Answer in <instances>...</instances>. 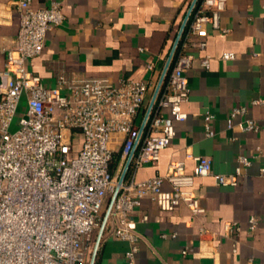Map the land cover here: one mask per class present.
<instances>
[{"label": "built area", "instance_id": "2783aa9c", "mask_svg": "<svg viewBox=\"0 0 264 264\" xmlns=\"http://www.w3.org/2000/svg\"><path fill=\"white\" fill-rule=\"evenodd\" d=\"M33 1L16 0L19 31L2 43L6 62L0 73V264H90L105 211L116 191L102 239L110 235L125 241L124 264H138L143 235L133 212L144 198L163 210L185 204L196 217L205 213L194 191L197 177L212 175L219 186H237L243 166L251 165L246 156H239L233 172L215 173L211 157L199 155L193 157L192 172L186 171L181 160L172 161L164 175L144 180L130 175L157 161L176 135L175 121L188 118L183 109L191 94L188 71L198 58L189 47L196 43L205 50L209 27L229 31L221 26L227 0L196 2L187 36L180 39V49L172 57L148 115L160 77L122 78L115 83L104 76L62 73L57 86L44 85L29 61L42 53L48 32L64 22L65 14L60 1L44 8H35ZM235 56L231 51L222 54L223 59ZM199 59L204 68H210L211 55ZM253 103L264 105V98H255ZM23 105L24 115L12 131ZM246 111L243 105L234 107L229 127ZM213 117L210 112L204 114L209 136L215 134L210 125ZM238 125L242 131H258L264 122L247 119ZM165 182L170 188L164 187ZM257 224V217L251 216L252 232ZM227 225L230 231L240 230L236 223Z\"/></svg>", "mask_w": 264, "mask_h": 264}, {"label": "crops", "instance_id": "0c3cea01", "mask_svg": "<svg viewBox=\"0 0 264 264\" xmlns=\"http://www.w3.org/2000/svg\"><path fill=\"white\" fill-rule=\"evenodd\" d=\"M53 1L34 0L33 6L44 8ZM57 1L65 20L48 32L42 53L29 61L48 87L57 86L62 73L104 76L115 83L160 77L193 0ZM221 26L229 31L209 27L205 50L196 43L189 47L198 58L188 71L191 94L183 104L188 118L175 121L176 135L157 161L130 175L135 180L164 175L172 161L181 160L192 172L193 157L199 155L211 157L215 173L233 172L239 156H246L251 165L243 166L237 186H219L212 175L197 177L194 191L205 213L196 217L185 204L163 210L144 198L133 212L143 235L138 264H264V125L258 131H242L238 125L247 119L264 122V105L253 103L264 98V0H227ZM19 27L16 0H0V73L6 62L2 43L16 36ZM227 51L235 58L223 59ZM205 54L212 56L208 69L199 59ZM239 105L247 111L231 128L230 112ZM207 112L214 116L213 136L205 129ZM164 187L170 188L169 183ZM253 215L258 219L254 232L249 228ZM228 223L240 230L230 231ZM127 246L106 235L95 264H124Z\"/></svg>", "mask_w": 264, "mask_h": 264}, {"label": "water", "instance_id": "95a60500", "mask_svg": "<svg viewBox=\"0 0 264 264\" xmlns=\"http://www.w3.org/2000/svg\"><path fill=\"white\" fill-rule=\"evenodd\" d=\"M197 1L198 0H193L192 1L191 5H190V7H189V9L187 11V14H186V16H185V18H184V20L182 22V25H181V27L179 29V32L177 34V37H176V40H175L174 45L172 47V50H171V52L169 54V57H168V59L166 61L164 69H163V71L161 73L157 88L155 90V93H154V96L152 98V101H151V103L149 105V109L147 111V115L149 114L151 108L153 107L154 102H155V98H156L160 88L162 87V85H163V83H164V81L166 79V76H167V73H168V70H169V67H170V63H171L172 57H173V55H174V53H175V51H176V49L178 47V44H179L180 39H181V36H182V34H183V32H184V30L186 28V25L188 23L190 14L192 12V9H193V7H194V5L196 4ZM134 152H135V149L132 151L131 155L129 156V158H128L126 164H125L124 170H123L122 175L120 177V182H123V180L126 177V174H127L128 170H129V167L131 165V161H132V157H133ZM117 194H118V191H116L113 194V196L111 197V199L109 201L108 207H107V209L105 211L104 219H103L101 228H100L99 233H98L97 238H96V243H95V247H94V250H93V254H92V257H91L90 264H95L97 253H98V249H99V246H100V243H101V240H102V235H103V232H104V229H105L108 217H109V213H110L111 208L113 206V203H114V201H115V199L117 197Z\"/></svg>", "mask_w": 264, "mask_h": 264}, {"label": "rangeland", "instance_id": "374dc122", "mask_svg": "<svg viewBox=\"0 0 264 264\" xmlns=\"http://www.w3.org/2000/svg\"><path fill=\"white\" fill-rule=\"evenodd\" d=\"M25 110V107L24 105L22 107H20V109L18 110L16 116H15V119H14V122H13V125L11 127V130L14 131L18 128V123H19V120L20 118L24 115V111Z\"/></svg>", "mask_w": 264, "mask_h": 264}, {"label": "trees", "instance_id": "16d2710c", "mask_svg": "<svg viewBox=\"0 0 264 264\" xmlns=\"http://www.w3.org/2000/svg\"><path fill=\"white\" fill-rule=\"evenodd\" d=\"M201 1L202 0H198L197 1V5H199L200 3H201ZM192 18H193V15H191L190 17H189V20H188V23H187V25H186V28H185V30H184V32H183V34H182V37H181V42H182V40L185 38V36H186V34H187V32H188V25H189V23H190V21L192 20ZM181 44V43H180ZM180 49V45H179V47H178V50ZM118 156L119 155H116V159L118 158ZM116 163V162H115ZM115 163H113V167L115 166Z\"/></svg>", "mask_w": 264, "mask_h": 264}]
</instances>
